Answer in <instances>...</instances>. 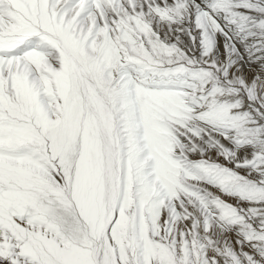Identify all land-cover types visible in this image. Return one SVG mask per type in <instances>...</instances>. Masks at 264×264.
<instances>
[{"label": "snow or ice", "instance_id": "1", "mask_svg": "<svg viewBox=\"0 0 264 264\" xmlns=\"http://www.w3.org/2000/svg\"><path fill=\"white\" fill-rule=\"evenodd\" d=\"M191 6L0 0V264H264V128L153 25ZM203 136L224 163L190 160ZM185 203L205 232L209 218L242 227L253 251H205L177 228Z\"/></svg>", "mask_w": 264, "mask_h": 264}, {"label": "rangeland", "instance_id": "2", "mask_svg": "<svg viewBox=\"0 0 264 264\" xmlns=\"http://www.w3.org/2000/svg\"><path fill=\"white\" fill-rule=\"evenodd\" d=\"M213 4L225 5L223 11H215L214 19L207 14L209 7ZM191 5L183 19L177 24L168 25L152 18L162 42L168 46H174L180 54L179 58L186 63L190 62L191 71H209L211 83L224 89V95L220 99L224 102L238 104V114H247L249 121H255L256 126L264 128V88L255 87V96L252 97L240 83L233 82L227 76L231 61L239 64L242 69L259 68L257 75H264L262 73L264 70V0H191ZM196 18L203 20L205 28L213 38L212 44L214 45H205L200 40L202 32L197 25ZM226 45L233 52L232 60H228L227 57L225 64L218 65V67L207 62L209 55L214 58L218 55L215 52L219 53L221 50L223 53L227 48ZM184 78L191 80V74L189 73ZM261 79L264 81V77ZM222 144L225 148L235 151L237 160L242 161L251 157L253 151L251 146H238L231 141H222ZM187 147L193 149L190 152V160L193 163L202 159L201 153L203 157L225 162L223 157L218 155L219 149L215 140L209 136H203L194 145L189 144ZM238 171L242 175L247 173L246 169H238ZM200 188L219 194L218 189L209 188L207 184H201ZM224 199L230 202L236 201V197L224 196ZM176 207L178 214L183 216L184 211L179 208L178 204ZM185 208L190 216L187 220H179L177 228L188 233L195 226L197 238L205 245V251L210 253L214 250L222 251L225 247L239 250L241 246L245 251H253L244 242L242 227H221L209 218V230L205 232L204 219L207 214L194 204L185 203ZM237 241L241 244L237 245Z\"/></svg>", "mask_w": 264, "mask_h": 264}, {"label": "bare ground", "instance_id": "3", "mask_svg": "<svg viewBox=\"0 0 264 264\" xmlns=\"http://www.w3.org/2000/svg\"><path fill=\"white\" fill-rule=\"evenodd\" d=\"M196 19H197V21L199 20V24L197 23V25L200 28V31L202 32V39H200V40H202L205 45H208V46L214 45V44H212L213 38H212L210 32L207 31V28H205V25L203 24V20H201L200 18H196ZM202 41H201V43H202ZM226 46H227V48L223 53L221 52V50L219 53L215 52V54H218V55L216 57L214 56V58L212 57V55H209V57L207 55V57H208L207 62L213 63L214 66L218 67V65L225 64V62L227 61V57H228V60L229 59L232 60V58H234L233 52H232V50L229 49L228 45H226ZM219 47H221V46H219ZM213 54H214V52H213ZM229 66L231 68H230V71L227 73L228 78L230 80H233V82L240 83L242 85V87H244L246 89V92L250 96H252V97L255 96V90H254L255 87L256 88L257 87H263L264 88V81L261 79L262 77H264V75H262V74L257 75L259 68L256 69L254 67L253 68L251 67V68L242 69V67H240L239 64L233 63L232 61H231V65L229 63ZM236 67H238V69H235ZM261 69L259 71H261ZM262 73H264V70ZM260 75L262 77L259 78Z\"/></svg>", "mask_w": 264, "mask_h": 264}]
</instances>
